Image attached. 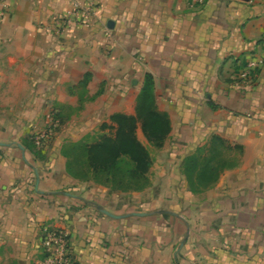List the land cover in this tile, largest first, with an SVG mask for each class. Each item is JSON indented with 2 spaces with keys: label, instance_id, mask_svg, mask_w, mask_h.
<instances>
[{
  "label": "crops",
  "instance_id": "0c3cea01",
  "mask_svg": "<svg viewBox=\"0 0 264 264\" xmlns=\"http://www.w3.org/2000/svg\"><path fill=\"white\" fill-rule=\"evenodd\" d=\"M73 2L96 16L60 33ZM263 59L264 0H0V264H42L45 227L78 264H264V65L249 67ZM146 74L178 137L147 189L70 173L66 139L96 124L35 144L57 111L135 116ZM213 135L242 150L193 192L183 163Z\"/></svg>",
  "mask_w": 264,
  "mask_h": 264
},
{
  "label": "trees",
  "instance_id": "16d2710c",
  "mask_svg": "<svg viewBox=\"0 0 264 264\" xmlns=\"http://www.w3.org/2000/svg\"><path fill=\"white\" fill-rule=\"evenodd\" d=\"M110 121L111 124H103L101 130L112 133L74 146L71 151L75 156L67 150L64 152L69 159V171L77 178H91L117 191H143L150 184L153 159L137 137L138 127L141 125L146 139L159 149L164 147L172 132L169 115L158 109L155 81L151 74L145 76L136 115L119 113L111 116ZM241 150V146L213 135L203 149H197L183 163L189 189L198 192L216 183L221 173L231 165V159L223 158L225 152ZM80 168L86 171L87 177L79 175Z\"/></svg>",
  "mask_w": 264,
  "mask_h": 264
},
{
  "label": "built area",
  "instance_id": "2783aa9c",
  "mask_svg": "<svg viewBox=\"0 0 264 264\" xmlns=\"http://www.w3.org/2000/svg\"><path fill=\"white\" fill-rule=\"evenodd\" d=\"M194 3L202 5L205 3V0H194ZM96 11L94 6L73 2L70 10L55 19L56 26L53 28L60 33H67L81 22L88 25L94 20ZM82 18L84 19L83 21ZM53 28L50 27L48 29L53 30ZM262 65H264V59L250 64L249 67L257 68ZM248 76L249 72L243 75L244 78ZM51 135L52 130H47L39 134L36 139V144L41 146ZM42 248L44 252L42 264H78L70 244L69 236L64 230L45 227L43 229Z\"/></svg>",
  "mask_w": 264,
  "mask_h": 264
},
{
  "label": "rangeland",
  "instance_id": "374dc122",
  "mask_svg": "<svg viewBox=\"0 0 264 264\" xmlns=\"http://www.w3.org/2000/svg\"><path fill=\"white\" fill-rule=\"evenodd\" d=\"M143 76H144V71H139L138 72V75L135 79H137L140 83V81L143 79ZM141 89L139 84L137 85H130L129 88H128V91H132L133 90V93L134 94H137L138 93V96L141 92ZM138 96H137V99H136V103L134 104L133 103V99L134 97L132 98V110L134 109V106L136 105V108H137V100H138ZM158 106V105H157ZM73 112L71 113H67V115H64L62 112H56L55 115L53 116L52 120H51V126L47 127L46 128V131L47 130H52V135L49 139H47L45 142L48 143V142H51L53 141V137L55 136L56 133H63L64 131L65 132H72L74 131L75 129L77 128H80V125H85V123L87 125H93V124H96V127L93 131V133H90L88 135H83L81 139H75V138H67L66 140L68 141L65 145V151L67 150V152L73 156H75V153L72 152V148L76 145H78L79 143H90V142H93V141H96L97 139H99L101 136H103L104 134H110L112 133L110 130H106V131H102L101 130V124L104 120H108V117H101V118H95V119H85V120H82V121H79V120H76V119H72L71 116H73ZM107 115V114H106ZM109 124H111V122H109ZM137 137L138 139L143 143V145L148 149V151L150 152V154L152 155V158L154 160V162H157L159 159H163L164 158V155L161 153L162 152V148L159 149V148H156L153 144H151L145 137L143 131H142V128H141V125H139L138 127V130H137ZM177 139L178 137L176 135H170L169 138L167 139L166 143H169L170 145L174 146V144L177 142ZM35 144H36V140L34 141ZM201 149H203V147H199ZM193 154V153H192ZM225 159H233L234 156L231 152H225L224 154V157ZM80 168L78 173L80 176L82 177H87L85 174V170H82ZM160 170V169H159ZM150 180V179H149ZM148 185H151V181H150V184ZM149 187V186H148ZM147 187V188H148ZM145 188V189H147ZM144 189V190H145ZM133 192H140V191H133Z\"/></svg>",
  "mask_w": 264,
  "mask_h": 264
},
{
  "label": "water",
  "instance_id": "95a60500",
  "mask_svg": "<svg viewBox=\"0 0 264 264\" xmlns=\"http://www.w3.org/2000/svg\"><path fill=\"white\" fill-rule=\"evenodd\" d=\"M240 1H243V2H251V0H240ZM109 28H113V22H110L109 23Z\"/></svg>",
  "mask_w": 264,
  "mask_h": 264
}]
</instances>
